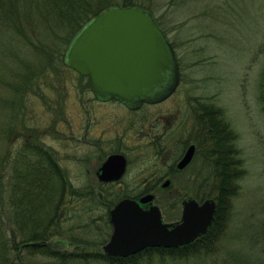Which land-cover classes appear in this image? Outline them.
<instances>
[{
    "label": "rangeland",
    "instance_id": "rangeland-1",
    "mask_svg": "<svg viewBox=\"0 0 264 264\" xmlns=\"http://www.w3.org/2000/svg\"><path fill=\"white\" fill-rule=\"evenodd\" d=\"M108 1L110 5H120L124 0ZM128 1L152 15L177 57L176 92L161 103L131 112L115 99L99 101L90 91L89 80L63 64V70L48 68L32 80L30 89L19 90L22 79L18 76L28 73L26 62L31 72L40 67L35 64L36 53L23 40H13L6 51L14 47L21 61L14 60V52L8 53V58L0 56V224L4 237L9 239L14 229L9 206L10 162L19 150L34 143L49 147L75 187L94 185L96 167L111 151L123 150L128 160L123 184L135 188L148 175L147 168L153 162L152 153L145 145L148 140L139 139L140 131L137 135V120L142 119L145 129L148 123L159 122L161 116L168 117L173 105L185 101L221 110L222 119L236 134L234 145L239 151L236 157L241 158L245 171L239 180V192L231 200L215 251L182 260H166L164 264H264L261 234L264 225V97L261 95L264 0ZM50 29L52 35L47 41L63 53L64 29L60 25ZM26 31L29 40L38 36L28 24ZM5 46L3 52H6ZM130 124L134 129L128 131ZM120 134L122 137H118ZM179 145L176 142L177 153ZM197 167H200V157L172 178L169 189L160 188L165 180L161 179L154 192V202L145 207L158 205L163 220L171 222L180 219L182 200L212 198V184L216 181L211 176L190 183L191 173ZM205 183L206 187L199 192L197 186ZM179 185L182 187L176 215L167 218L163 200L173 195L168 192L170 189L176 191ZM76 236L83 238L81 234ZM94 237L91 234L89 240ZM48 242L52 248L62 251L75 247L67 235H53ZM24 258V264H44L39 256Z\"/></svg>",
    "mask_w": 264,
    "mask_h": 264
},
{
    "label": "trees",
    "instance_id": "trees-1",
    "mask_svg": "<svg viewBox=\"0 0 264 264\" xmlns=\"http://www.w3.org/2000/svg\"><path fill=\"white\" fill-rule=\"evenodd\" d=\"M130 4L124 0L120 5ZM114 5H110L108 0H0V56L8 58L14 52V60L21 61L16 57L14 47L8 52L6 49L10 48L8 45L13 40L24 41L36 53L38 62L35 64L40 65L38 72H35L38 68L31 72L26 62L28 73L18 76V79H22L18 89H30L32 80L48 68L60 71L63 70L62 64L67 67L65 52L73 36L92 17ZM27 24L38 33L32 40H29L26 31ZM55 25L64 29L61 42L65 45L63 53L47 41L52 35L50 27ZM4 46L6 52H3ZM262 73L261 95L264 97V69ZM81 77L89 80L87 76ZM218 111L221 113L220 109ZM218 111L214 110L213 116L219 114ZM221 120L225 139L221 144L224 150L220 149L223 154L217 153L213 162L215 177L212 178L216 182L212 184L211 192L216 201V210L207 231L192 242L171 248L147 247L126 257L108 256L102 246L112 229L109 210L122 197L135 195L130 194L128 187L121 191L114 184L100 183L97 179L94 185L90 183L75 187L52 150L34 143L19 150L10 162L9 206L14 229L10 231L12 236L6 239L0 224V264H24V256H39L44 264H164L166 260L213 253L224 231L231 200L239 192V180L245 171L241 167V158L236 157L239 151L231 143L236 139V134L228 122ZM218 123L219 120L209 126L217 127ZM208 137L213 139L214 147L218 146L215 137ZM179 199L180 196H176L174 200H168V197L163 200V213L167 218L176 215ZM76 234H81L83 238H77ZM91 234L96 237L89 240ZM261 234L264 237V225ZM53 235H67L75 243L74 249L62 251L52 248L48 241Z\"/></svg>",
    "mask_w": 264,
    "mask_h": 264
},
{
    "label": "water",
    "instance_id": "water-1",
    "mask_svg": "<svg viewBox=\"0 0 264 264\" xmlns=\"http://www.w3.org/2000/svg\"><path fill=\"white\" fill-rule=\"evenodd\" d=\"M65 64L90 82V91L101 101L116 99L137 109L144 102L169 96L179 82L178 64L165 35L152 15L139 5H114L87 21L68 43ZM193 156L186 149L177 168L185 167ZM126 158L109 155L102 163L98 179L119 180ZM169 180L163 183L168 185ZM152 194L123 197L109 210L111 233L102 250L108 256L126 257L147 247H178L205 233L216 210L213 199L182 202L176 222L163 220L161 209L151 203Z\"/></svg>",
    "mask_w": 264,
    "mask_h": 264
},
{
    "label": "flooded vegetation",
    "instance_id": "flooded-vegetation-1",
    "mask_svg": "<svg viewBox=\"0 0 264 264\" xmlns=\"http://www.w3.org/2000/svg\"><path fill=\"white\" fill-rule=\"evenodd\" d=\"M171 50L177 61V57L172 47H171ZM175 92L176 91L174 90L169 96L157 102H144L137 109L128 108L126 105H124L120 101L116 99L115 100L118 101L120 104H122L124 107H126V109L133 112V111H137L141 109L143 106H148L153 103H161L165 101L166 99L170 98ZM177 104L178 106L173 105V109L169 113L168 117L161 116L160 118H158L159 122H157L156 124L153 122L152 123L150 122L147 124V127L145 129H144V123L142 119L137 120V135L140 131L139 139L148 140V143L145 145H146V148L150 149L152 153L151 156L153 157L151 159H153V162L151 163L150 167L147 168L148 175L145 176L144 179L135 186V188H132V187L130 188L128 184H125V185L123 184L122 178L124 177L126 173L127 164H128L126 154L123 150L116 149L106 155L104 160L96 167L94 171V175L96 176V179L100 183H105V184L112 183L114 184L115 188L117 189L120 188L121 191L125 190L128 187L129 191L131 192L130 194L135 195V197H132V198H138L139 196L144 195V194H152L154 195V199H155L154 192L156 190L157 183H159L161 179L164 178L165 180L160 184L161 186L160 188L169 189L172 184L171 182L172 178L176 174L182 173L189 166H191L192 163L198 157H200V167H197L195 170L192 171L191 173L192 179L190 183L193 182L195 184L197 183V181L195 182V180H198V179L207 180L209 176L215 177L213 162L215 161L216 156L218 154L219 155L223 154V151H221L220 149L222 148V150H224L221 144V142L225 140L223 139L224 131H223L222 120H221L222 113L218 111L219 108H216L215 110L218 111L219 114L213 116L214 108H206L203 106L198 107L192 104L191 105L188 103L186 104L185 101L181 105L179 103ZM218 120H219V123L217 124V127L214 126L212 128L211 126H209L210 123L217 122ZM132 129H134V126L133 124H130L127 127V130L129 131ZM208 136H212L213 138L215 137V140H218L219 142L218 146L214 147L213 139ZM118 137H122V134H120ZM176 142H180L178 153L175 151ZM231 143H233L234 145V142H231ZM190 146H193V156L191 160L185 167L181 169L177 168V163L182 159L186 149H188ZM114 153L122 154L126 158L125 172L122 175V177L117 181L102 182L98 179V176H97L99 172V168L102 165V163L106 160V158L109 155L114 154ZM166 180H169V183L168 185L163 186V183ZM180 187H182V185H179L176 191H173L172 189L168 191L171 194H173V195L167 196L168 200L170 199L174 200L176 196H180L179 194ZM205 187H206V183H205V186H201V184L197 186L199 192L203 191ZM125 197H129V196H125ZM154 199L151 203L154 202ZM194 199H196L198 202H202L205 199H213L215 201L214 198H205L204 200H201L196 197ZM164 200H166V198H164ZM182 202L183 200L181 201V208H182ZM147 204H143L142 206L145 207ZM176 221H171V222H176Z\"/></svg>",
    "mask_w": 264,
    "mask_h": 264
}]
</instances>
